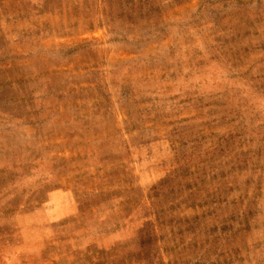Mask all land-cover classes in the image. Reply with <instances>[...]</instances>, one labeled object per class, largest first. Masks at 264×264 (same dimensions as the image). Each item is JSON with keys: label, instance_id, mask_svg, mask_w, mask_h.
Listing matches in <instances>:
<instances>
[{"label": "rangeland", "instance_id": "rangeland-1", "mask_svg": "<svg viewBox=\"0 0 264 264\" xmlns=\"http://www.w3.org/2000/svg\"><path fill=\"white\" fill-rule=\"evenodd\" d=\"M0 264H264V0H0Z\"/></svg>", "mask_w": 264, "mask_h": 264}]
</instances>
